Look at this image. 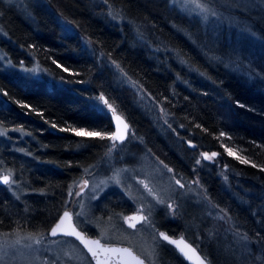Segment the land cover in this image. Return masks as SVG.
Listing matches in <instances>:
<instances>
[{
    "label": "trees",
    "instance_id": "1",
    "mask_svg": "<svg viewBox=\"0 0 264 264\" xmlns=\"http://www.w3.org/2000/svg\"><path fill=\"white\" fill-rule=\"evenodd\" d=\"M32 10L33 23L13 9L0 13V128L6 132L0 153L5 164V154L27 149L43 164L38 170L49 173L34 175L41 184L30 188L36 194L18 197L0 184V232L16 224L31 234L47 232L63 193L98 164L104 138L73 130L103 137L112 131L103 97L128 121L132 143L178 176L198 177L245 236L239 249L212 220L189 216L183 225L180 219L195 244L196 235L216 233L207 248L198 240L209 262L264 264V10L252 24L262 39L246 34L228 37L229 44L221 30L170 0H39ZM203 151H215L214 161L206 162ZM176 223L166 226L170 234ZM224 237L233 254L223 252ZM161 250V264H187Z\"/></svg>",
    "mask_w": 264,
    "mask_h": 264
},
{
    "label": "rangeland",
    "instance_id": "2",
    "mask_svg": "<svg viewBox=\"0 0 264 264\" xmlns=\"http://www.w3.org/2000/svg\"><path fill=\"white\" fill-rule=\"evenodd\" d=\"M170 1L171 4L177 6L184 13L197 16L200 22L205 24V27L209 25V28H213L212 30H221L227 36L228 44L230 43L228 37L236 40L240 38L241 32L251 34L252 24L259 18L258 13L264 10V0ZM37 2L39 3V0H0V13L3 10L13 9L18 14L24 13L30 17L33 6ZM198 4L201 7H198ZM202 8L215 12L216 15L212 16L210 12L202 11ZM63 13L68 15L67 12L63 11ZM29 21L34 22L31 17ZM3 34L0 28V36ZM252 34L256 36L257 40L258 38L262 39V36L257 33L253 32ZM251 39L252 37H248L246 41L248 42ZM2 60L5 62L4 55L0 51V61ZM102 105L111 116L112 131L104 134V140H100L102 143L101 150L97 151V155L94 156L98 157V164L94 167H89V164L85 165V168L89 167L87 176L81 177L70 190L61 196V203L58 204L60 206L59 211H69L74 225L79 227L86 235L96 237L103 243L119 245L121 243L130 248L132 247L137 255L148 264H161L157 255L159 253L157 252V246H160V249H163L161 251L166 252V254H178L185 263L191 264L179 253L175 245L163 239L161 233L173 238L183 237L184 240L190 242L197 249L207 264H212L209 262L208 257L204 255V252L201 253L205 249L200 247L198 240L204 242L207 248L211 245L210 239L215 238L216 233L211 231L212 234L206 233L205 237L196 235L197 244L191 242L185 232L180 229L182 227L181 221L183 225H186L189 216H192L194 222L196 219L202 221L205 217L212 220L216 225V229L230 232V241L240 249L246 243L245 236L234 230L230 219L222 210L215 209L210 204L205 187H203L198 177L194 176L186 179L178 176L175 168L169 167L167 163L155 157L151 152L143 150L142 146H136L134 142L132 143L128 121H126L127 128L123 131V140L114 141L109 139L114 133L115 115L113 114L116 110L114 107L108 108L104 104V100H102ZM116 113L121 115L118 111ZM121 116L125 120V117ZM12 129L13 127L7 130ZM82 130L86 131L85 129ZM5 138L6 132L0 128V145L4 144ZM39 149L37 147L38 153L40 152ZM224 149L228 154L237 155L236 150L231 149L226 144ZM8 150L14 151L15 147L11 145ZM18 152L22 155L4 153L9 157H6L5 164L0 161V176H8L9 182L3 183L2 181L0 184L7 186L18 197L30 193L36 194V191L31 192L32 189L30 188L41 184L35 183L34 175H40V173L45 175L49 173V169L41 168L39 171V166L43 164L36 163L31 156V152L27 149L23 151L22 148H18ZM204 154L212 158L207 159ZM212 154L206 151L201 152L203 159L210 163L214 161ZM0 157L3 158L1 153ZM196 163L199 162L196 161ZM177 181L180 183L178 184ZM85 182H87L86 186ZM179 199H181L184 207L178 205ZM59 211L53 223L59 219ZM140 212L142 213L141 217L146 219H138L134 222L136 227H130L129 225L132 223H129L127 219L129 216ZM77 213H81V215L77 217ZM173 219H178L180 223H176L177 233L170 234L171 230H168L166 226L173 229L175 227V224L171 225ZM53 223L49 226L47 232L42 235L40 231H35L36 229L33 230L36 233L32 234L28 232L29 229L22 230L18 224L15 225V229L13 226L8 232H0V264H94L89 254L84 252L82 247L71 239V236L49 235ZM194 227L190 226L193 232L197 229ZM86 228L91 233L85 231ZM22 231L23 233H21ZM37 239L41 240L39 244L35 243ZM224 241L226 247L224 246L223 252L233 254L234 250L231 251L230 247L227 248L225 237ZM161 244L163 245L161 246ZM164 245H167V251ZM234 249L236 252L238 251L236 248ZM171 257L173 258V255Z\"/></svg>",
    "mask_w": 264,
    "mask_h": 264
},
{
    "label": "water",
    "instance_id": "3",
    "mask_svg": "<svg viewBox=\"0 0 264 264\" xmlns=\"http://www.w3.org/2000/svg\"><path fill=\"white\" fill-rule=\"evenodd\" d=\"M115 118H114V135H123L124 136V130L125 125H127L126 120H124V118L119 115L118 113H115ZM117 117H119L120 119L118 120ZM6 175H2L0 176V182L3 181V177ZM67 211V210H66ZM65 212V211H64ZM64 212L62 214H60L59 219L53 223L52 228L59 222L60 218L63 216ZM69 212V211H67ZM70 213V212H69ZM72 216V215H71ZM142 216V213H137L135 215H131L129 217H133L134 219H127V221L129 223L134 224L135 221H137L138 219H140ZM66 231H71L72 228L74 227L75 230L77 232H79L81 234L82 237L85 238V240L88 242V247H91L93 249H98L100 247H102L103 249L107 250V249H117V250H124L127 249V251H103L100 253V264H137L138 260L143 261V264H148L143 258H141L140 256L137 255L136 251L131 247L124 245V244H114V243H103L101 242L99 239H97L96 237H92L89 236L88 234L86 235L79 227H77L76 225H74L73 220L71 219V221L69 222L68 220H65L64 225L62 226ZM51 228V229H52ZM50 229V231H51ZM50 231H49V235H50ZM167 235V234H165ZM169 237V240H167L169 243H171V240H175V241H183L184 243L181 245V247H184V252L180 251V248L177 247V245H175L179 251L180 254L183 255V257L185 259H187L191 264H201V261L203 262V264H207L205 262V260L202 258L201 254L198 253L197 249H195L193 247V245L188 242L187 240H184L183 237L178 236V237H170L169 235H167ZM73 237L75 240L77 239L74 236ZM100 241V245H96L94 243H91L92 241ZM77 241L79 243H81V241L79 239H77ZM81 245L84 247V249L86 250V252L89 254V257L92 259L94 264H97L96 259L92 258V255L90 252H88V248L85 247L84 243H81ZM186 245V247H185Z\"/></svg>",
    "mask_w": 264,
    "mask_h": 264
},
{
    "label": "snow or ice",
    "instance_id": "4",
    "mask_svg": "<svg viewBox=\"0 0 264 264\" xmlns=\"http://www.w3.org/2000/svg\"><path fill=\"white\" fill-rule=\"evenodd\" d=\"M197 6H198V7H201V5H199V4H198ZM202 11L210 12V14H211L212 16H215V15H216L215 12H211V11L208 10V9H203V8H202ZM100 99L103 100V97H101ZM104 104H106L108 108H110V109L112 108V105H111V104H108L106 100H104ZM114 111H115V110L113 109V112H114ZM117 119L119 120L120 118L117 117ZM125 128H127V125H125ZM73 131H75V134L78 135V136L100 137V138H104V137L102 136V134L99 133V132H86V131H83V130H79V131L73 130ZM109 139H112V140H114V141H115V140H123L124 137H123V135H114V136H112V137H109ZM113 146H115V145L113 144ZM204 155H205V158H207V159H211V158H212V157L208 156L207 154H204ZM215 155H216V153H213V154H212V156H215ZM2 179H3V183H8V182H9V177H8V176H4ZM177 183L179 184L180 182L177 181ZM86 185H87V182H85V186H86ZM76 215H77V217H79V216L81 215V213H77ZM71 219H72L71 214H70L69 212L65 211L64 214H63V216L60 218L59 222H58V223H57V224L51 229V231H50V235H51V236L66 235V236H74V237H76L77 239H79V240L81 241V243H84L85 247L88 248V252L91 253L93 259H96L97 264H100V258H99V257H100V253L103 252V251H112V252H114V251H127V249H124V250L107 249V250H105V249H103L102 247H100V248H98V249H93V248H91V247H88V242L85 240L84 237L81 236V234H80L79 232H77V231L75 230L74 227L72 228L71 231H66V230L62 227V226L64 225L65 220H68V221L70 222ZM128 219L131 220V219H134V218H133V217H129ZM140 219H141V220H144V219H146V218H145V217H141ZM129 226H130V227H133V228L136 227L135 224H130ZM160 235L163 237L164 240H169V237H168L167 235H165V234H163V233H161ZM40 242H41L40 239L35 240V243H37V244H39ZM170 242H171L172 244L177 245V247L180 248V251H181V252H184V247H181V245L184 243L182 240H181V241L171 240ZM91 243H94V244H96V245H98V246L100 245V241H99V240H97V241H92ZM185 247H186V245H185ZM137 264H143V261L138 260V261H137ZM201 264H203L202 261H201Z\"/></svg>",
    "mask_w": 264,
    "mask_h": 264
},
{
    "label": "bare ground",
    "instance_id": "5",
    "mask_svg": "<svg viewBox=\"0 0 264 264\" xmlns=\"http://www.w3.org/2000/svg\"><path fill=\"white\" fill-rule=\"evenodd\" d=\"M179 11H181L177 6H175ZM184 13V12H183ZM186 13V12H185ZM60 29H64V26H63V24L61 23L60 24V27H59ZM253 33V28H252V31H251V34ZM246 36V34H243L242 32H241V34H240V38L242 37V36ZM116 113V111L114 112V114ZM113 114V115H114ZM125 120H126V118H125ZM127 121V120H126ZM6 139V138H5ZM4 139V140H5ZM4 142V141H3ZM6 143L4 142V144L3 145H0V149H3V147H4V145H5ZM143 150H145V151H147L144 147H143ZM140 151V150H139ZM9 157V156H8ZM0 161H1V157H0ZM206 196H207V194H206ZM208 198V197H207ZM208 200H209V202H210V204L215 208V209H217V207H215L214 205H213V203L211 202V200L208 198ZM202 207L203 208H205V206L204 205H202ZM63 212H61V211H59V213L58 214H62ZM71 239H73L75 242H77L78 243V245L80 246V247H82V249L84 250V252H86V250L84 249V247L81 245V243H79L78 241H77V239L75 240L73 237H71ZM87 253V252H86Z\"/></svg>",
    "mask_w": 264,
    "mask_h": 264
}]
</instances>
